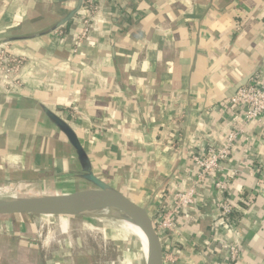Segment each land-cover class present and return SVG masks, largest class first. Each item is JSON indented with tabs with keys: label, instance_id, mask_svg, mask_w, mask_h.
<instances>
[{
	"label": "crops",
	"instance_id": "obj_1",
	"mask_svg": "<svg viewBox=\"0 0 264 264\" xmlns=\"http://www.w3.org/2000/svg\"><path fill=\"white\" fill-rule=\"evenodd\" d=\"M76 3L0 0V38L43 32ZM93 6L89 40L78 41L87 18L81 10L46 36L9 44L30 63L20 71L26 77L20 91H0V178L27 186L3 193L18 198L31 191L28 184L44 187L38 195L91 188L44 108L71 127L96 177L149 205L154 217L158 205L169 209L176 193L194 186L191 155L222 146L240 129L218 173L228 179L224 195L234 206L228 225L207 182L177 217L175 236L161 243L174 264H264V114L260 125L242 127L226 98L264 60V0H93ZM255 79H264V63ZM32 220L0 219V264H42ZM230 243L242 250L235 262Z\"/></svg>",
	"mask_w": 264,
	"mask_h": 264
},
{
	"label": "water",
	"instance_id": "obj_2",
	"mask_svg": "<svg viewBox=\"0 0 264 264\" xmlns=\"http://www.w3.org/2000/svg\"><path fill=\"white\" fill-rule=\"evenodd\" d=\"M83 5V0H77L76 6L61 19L56 25L49 29L30 36H5L0 38V46H6L18 41L34 39L46 36L63 27L74 19ZM264 60L256 68L243 77L226 94L227 99H232L236 92L245 86L259 72ZM49 120L65 136L74 150L77 159L83 168L82 179L91 188L63 192L56 195H36L18 198H0V219L7 220L16 215L28 219L35 216H90L105 209H114L123 212L135 224L142 228L146 239L147 258L146 264H164L163 248L156 231L155 218L151 207L143 205L132 197L111 188L104 181L96 177L90 170L88 158L82 148L80 141L71 127L60 117L49 109L44 108Z\"/></svg>",
	"mask_w": 264,
	"mask_h": 264
},
{
	"label": "built area",
	"instance_id": "obj_3",
	"mask_svg": "<svg viewBox=\"0 0 264 264\" xmlns=\"http://www.w3.org/2000/svg\"><path fill=\"white\" fill-rule=\"evenodd\" d=\"M84 4L85 8H83ZM83 5L79 12L81 10L85 11L87 18L83 20V27L78 35V41L89 40L90 33L95 29L94 25L96 23L94 19L96 9L93 6V0H83ZM4 48V46H0V79H3V81H0V91L10 94L18 92L21 89L22 82L18 81L17 73L19 75L23 67H21L16 58H13L17 55H12L9 49ZM12 75H15V78L11 80ZM229 103L231 108L242 115V127L250 123L260 125L264 114V79L250 80L236 92L232 99H229ZM240 132V129L231 132L222 146L211 145L207 149L201 150L200 153L191 155V161L197 168L194 186L188 191L176 193L169 209H163L164 207L161 205H158L156 209V217L154 218L160 241H162L164 235L175 236L177 217L184 209L194 204V199L197 196L195 188L207 182H210L215 191L220 195V222L224 226L228 225L229 217L234 212V206L224 195L228 190V179L223 176V172L222 175L218 173L222 171L221 164L229 158L233 143ZM227 250L230 262H235L242 252L234 243L228 244ZM163 258L164 264H174L176 259V257L164 250Z\"/></svg>",
	"mask_w": 264,
	"mask_h": 264
},
{
	"label": "rangeland",
	"instance_id": "obj_4",
	"mask_svg": "<svg viewBox=\"0 0 264 264\" xmlns=\"http://www.w3.org/2000/svg\"><path fill=\"white\" fill-rule=\"evenodd\" d=\"M4 47V49H9L12 46ZM9 51L12 55H16L13 50L9 49ZM13 58H16L23 68L30 63V60L23 56L17 55ZM17 77L21 82L26 78L23 75L20 77L18 73ZM12 78H15V75L11 76V80ZM41 176L48 175L42 173ZM16 178H20V175ZM22 185L27 186V183L0 178V198H8L13 194L12 192L3 193L4 187L17 189ZM28 186H30V192L23 190L17 196H36L46 192L43 186L40 188L29 184ZM32 221L37 236L35 248L39 255V262L42 264H143L142 243L139 239L132 237L126 242L125 235L118 231H108L109 237L107 234L104 236L91 231L84 224V221H90L88 215H37Z\"/></svg>",
	"mask_w": 264,
	"mask_h": 264
},
{
	"label": "bare ground",
	"instance_id": "obj_5",
	"mask_svg": "<svg viewBox=\"0 0 264 264\" xmlns=\"http://www.w3.org/2000/svg\"><path fill=\"white\" fill-rule=\"evenodd\" d=\"M88 219H90V221H84V224L86 227L90 228L91 231L103 234L104 236L107 234L108 237L111 230L118 231L125 235L126 242L132 237L139 239L142 243L143 264L147 263L146 239L142 228L135 224L123 212L114 209H105L96 214L88 216Z\"/></svg>",
	"mask_w": 264,
	"mask_h": 264
},
{
	"label": "trees",
	"instance_id": "obj_6",
	"mask_svg": "<svg viewBox=\"0 0 264 264\" xmlns=\"http://www.w3.org/2000/svg\"><path fill=\"white\" fill-rule=\"evenodd\" d=\"M67 27L69 28V25Z\"/></svg>",
	"mask_w": 264,
	"mask_h": 264
}]
</instances>
